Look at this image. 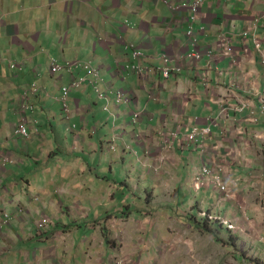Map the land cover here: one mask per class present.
<instances>
[{
    "label": "crops",
    "instance_id": "0c3cea01",
    "mask_svg": "<svg viewBox=\"0 0 264 264\" xmlns=\"http://www.w3.org/2000/svg\"><path fill=\"white\" fill-rule=\"evenodd\" d=\"M195 1L43 0L37 10L25 1L21 7L0 0V212L14 214L0 234V264H116L126 252L140 256L137 263L155 264L146 252L158 253L162 238L172 241L177 227L170 220L193 227L195 210L183 211L184 200L194 194L207 197V204L221 201L214 187L197 192L190 186L204 157L215 170L224 168L234 198L222 197L221 204L244 226L242 233L264 221V20L257 33L243 36L264 13V0H202L194 27L204 58L192 63L183 58L191 27L185 4ZM54 12L61 15L57 29ZM40 18L47 23L40 25ZM225 33L236 61L221 54ZM44 40L53 44L39 52L36 42ZM131 45L145 52L147 78L118 71L133 60ZM164 55L182 71L164 77ZM51 59L100 68L109 99H100L92 87L74 91L66 118L61 88L70 77L52 75ZM33 86L40 87L35 95ZM119 90L133 105H116ZM26 93L34 107L27 115L29 138L15 132ZM245 103L250 108L242 109ZM136 111L142 113L132 126ZM208 127L212 134L203 153L189 135ZM3 158L11 162L4 166ZM185 180L190 189L182 197ZM172 188L174 199L162 200L158 213L138 208L149 190L150 205ZM20 208L25 212L18 214ZM44 217L54 224L41 232L37 224ZM119 237L124 246L113 244Z\"/></svg>",
    "mask_w": 264,
    "mask_h": 264
},
{
    "label": "built area",
    "instance_id": "2783aa9c",
    "mask_svg": "<svg viewBox=\"0 0 264 264\" xmlns=\"http://www.w3.org/2000/svg\"><path fill=\"white\" fill-rule=\"evenodd\" d=\"M203 2L202 0H196L191 5L185 4V7L189 6L191 10L190 16L188 20L191 22V27L187 32V36L189 37V50L186 55L183 57L189 60L192 63H198L204 58V52L200 49V40L196 34V30L194 27V22L197 19V13L201 8ZM264 20V13L254 19V21L249 25L248 29L243 33L245 38H248L253 33H257L258 27L262 24ZM255 35V34H254ZM255 43L259 49H262L261 40L255 37ZM220 51L221 54L227 57L234 58V48L232 47V42L229 34L225 33L220 36ZM128 50H132L133 60L130 63L123 64L120 66L118 71L122 70L123 72L131 71L133 73L138 74L141 78H147L150 73L149 67L144 66L142 63L146 58L145 52L135 45H131L127 47ZM212 54V51L209 52V55ZM164 66L162 67L163 76L166 78H170L174 71L181 72V67H176L173 65V60L168 56L164 55ZM234 61L235 58H234ZM12 70L19 69V65L14 63L10 64ZM50 73L52 75H62L64 73L68 74L70 77V81L67 85L61 88L62 94V105L63 111L66 115V118H71V94L74 91H79L85 87H92L95 93L98 95L100 99H109V95L106 91L102 90V84L104 82L103 74L100 68L93 65L91 62H83V61H67L64 63H60L56 59L50 60ZM20 71V70H17ZM78 71H82L83 73L80 75H76ZM40 91V87H34L31 91V94H36ZM116 105L121 106L125 105H133V99L128 93L124 90H119L116 93L114 98ZM250 108L248 103H245L242 109ZM223 111H225L226 107L222 105ZM20 120L16 126V134L22 136L24 138H29L31 135L30 126H29V118L28 112L34 110L33 105H30L28 101V93H26L25 98L20 107ZM106 111L110 110L109 105L105 107ZM142 112H134L133 113V124L136 125L139 122V117ZM253 121H257V119L253 118ZM73 128H76L74 125ZM72 128V129H73ZM71 130V129H70ZM212 134V129L208 128H195L189 135L190 142L200 143L203 147V153L206 152L205 149V141ZM140 137V135H137ZM111 149L115 150L116 145H112ZM3 165L6 166L9 162H11L10 158H3ZM193 182L195 183L196 190L200 191L205 189L206 187H214L215 189L221 192V195L225 201L234 198V192L231 186L225 181L224 178V168L219 167L218 170L209 166L206 162L205 157L202 161V166L200 170L194 177ZM25 210L20 208L18 214L24 213ZM205 213H203L204 215ZM13 214L8 211H3L0 213V234H2L6 227L11 224L13 219ZM212 218V217H211ZM54 222L52 219L44 217L42 218L37 226L39 231L43 232L53 226ZM116 264H138L137 261L130 256H120L116 258Z\"/></svg>",
    "mask_w": 264,
    "mask_h": 264
},
{
    "label": "rangeland",
    "instance_id": "374dc122",
    "mask_svg": "<svg viewBox=\"0 0 264 264\" xmlns=\"http://www.w3.org/2000/svg\"><path fill=\"white\" fill-rule=\"evenodd\" d=\"M23 1H25L26 7H36L37 3L39 1L42 2L43 0H3V5L6 6L8 3L11 5H20L21 7H24ZM62 2V1H61ZM47 3H50V1H47ZM44 7V6H43ZM43 7H36L38 9H42ZM50 12H47L45 14H49ZM23 19H27L28 15L25 13L22 15ZM54 19V27L57 29L58 27V21L61 18V15L57 12H54L52 15ZM3 19V18H2ZM47 23V21L43 18L39 19L40 25ZM35 33L39 36L41 34V28L35 31ZM65 37L64 35H58L55 39V42H58L62 40ZM40 43L39 52L44 51L48 46L52 45L51 41L44 40V41H37L36 44ZM49 49H52V47H49ZM129 158V162H131ZM134 160V159H133ZM132 160V161H133ZM32 180V179H31ZM23 181H21L18 184H22ZM184 188L182 192V197L186 195V192L188 189H190V186L194 188L195 191L200 192L196 190L195 183L192 181L191 185L189 186L187 184V181L183 182ZM138 185V184H137ZM206 189V188H205ZM33 191H35L33 189ZM137 192L140 193L139 189H137ZM150 194L152 190L148 191ZM146 192L144 198V203L139 204L140 206L138 208H143L147 206V210H149V213H158L161 210V203L162 200L165 202L171 199H174L175 191L174 188L169 189V193L166 195H162L161 200L158 201L155 204L146 203L149 198V193ZM193 194V193H192ZM205 193L202 195L204 196ZM191 193L189 194V196ZM218 195V194H217ZM201 196V197H203ZM146 199V200H145ZM199 196H193L190 198H187V200L183 202V208L182 210L186 213L190 214L192 210L197 208L195 210V215H197L199 212V215L204 219L206 217V213L211 210L213 212L212 219L210 221V227L218 230V234L224 239L225 241H229L232 245H227L224 243H219L216 241L215 235L211 234L210 232H204L199 230V224L197 220L194 218V215L192 214L190 216V222L193 223V227H189L188 225L180 224L176 220L172 219L170 220L169 226L170 227H177L175 230L177 233H173V239L172 241L166 240L165 238L161 239V242H163L160 251L156 253V250H150L149 252H146V256H149V258H153L151 260L155 261V264H264V233H262L264 228V221L258 220L255 223V227L253 226L250 228L247 225L248 231H250V234H244V226L240 223L239 220H233L230 218L223 209L225 207L222 203V197H219V200L221 199L220 203L219 201H213L212 203H206L207 197L202 198L199 200ZM218 200V199H217ZM224 200V199H223ZM225 201V200H224ZM199 202L198 204H196ZM137 203H140L139 201ZM136 206V205H135ZM149 206V207H148ZM149 208V209H148ZM209 209V210H208ZM228 211V210H226ZM203 213H205L203 215ZM14 216V214H13ZM187 218V217H186ZM222 223V226L220 222ZM259 221H262V223H259ZM215 222V223H214ZM187 223V222H185ZM220 224V225H219ZM263 225V226H262ZM222 228V230H221ZM246 228V227H245ZM174 229V228H173ZM234 235V238L236 240H232V236ZM168 239V238H167ZM113 244L117 245H123L126 243L125 239H121V237L113 239ZM153 241V239H151ZM176 241H179L178 244H175ZM237 244V246H233V244ZM166 247V248H165ZM172 248V249H171ZM155 251V252H153ZM152 252V253H151ZM129 255L131 258L139 260L136 255H130L129 253H125ZM242 257L244 256V259ZM238 256V257H237ZM147 258V257H146ZM138 264L139 261H138Z\"/></svg>",
    "mask_w": 264,
    "mask_h": 264
},
{
    "label": "trees",
    "instance_id": "16d2710c",
    "mask_svg": "<svg viewBox=\"0 0 264 264\" xmlns=\"http://www.w3.org/2000/svg\"><path fill=\"white\" fill-rule=\"evenodd\" d=\"M132 121H133V119H132ZM132 124V126L134 125L133 124V122L131 123ZM115 143H113V145H114ZM117 147V146H116ZM113 150V149H112ZM195 210H197V209H195ZM212 214H213V212L211 211V210H209L207 213H206V217L203 219L199 214H197V215H195V214H193L194 215V218L197 220V222H198V224H199V228L201 229V230H203L204 232H210L211 234H214L215 235V238H216V241H218L219 243H224V244H227V245H232L229 241H225L224 239H222V237L218 234V230L216 231L215 229H213L212 227H210L211 225L209 224L210 223V221L211 220H214V219H212L211 217H212ZM215 223V222H214ZM218 223H220L221 224V226H222V223H221V221L220 222H218ZM219 224V225H220ZM222 228H223V226H222ZM222 228H221V230H222ZM105 238H106V241L108 242V243H111V240H110V238H111V236H110V234L107 232V231H105ZM232 238V240L234 239V240H236L235 238H234V235L231 237ZM233 246H237V244L235 243V244H233ZM238 256H241V255H238ZM237 256V257H238ZM242 257V256H241ZM242 258H244V256L242 257ZM257 264H259V263H257Z\"/></svg>",
    "mask_w": 264,
    "mask_h": 264
},
{
    "label": "clouds",
    "instance_id": "9594fccd",
    "mask_svg": "<svg viewBox=\"0 0 264 264\" xmlns=\"http://www.w3.org/2000/svg\"><path fill=\"white\" fill-rule=\"evenodd\" d=\"M3 211H1L0 213H2Z\"/></svg>",
    "mask_w": 264,
    "mask_h": 264
},
{
    "label": "bare ground",
    "instance_id": "6f19581e",
    "mask_svg": "<svg viewBox=\"0 0 264 264\" xmlns=\"http://www.w3.org/2000/svg\"><path fill=\"white\" fill-rule=\"evenodd\" d=\"M263 50V49H262Z\"/></svg>",
    "mask_w": 264,
    "mask_h": 264
}]
</instances>
